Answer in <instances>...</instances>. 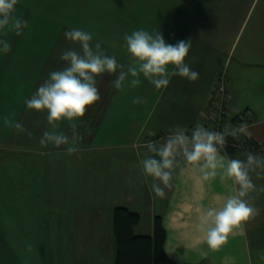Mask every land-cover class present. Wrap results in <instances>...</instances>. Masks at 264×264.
Instances as JSON below:
<instances>
[{"label": "crops", "instance_id": "1", "mask_svg": "<svg viewBox=\"0 0 264 264\" xmlns=\"http://www.w3.org/2000/svg\"><path fill=\"white\" fill-rule=\"evenodd\" d=\"M157 1L159 0H91L87 4L94 12L93 15L98 13L103 16L111 13L110 7H115L118 19L121 16L119 24L115 27H100V31L96 32L83 26L82 15L77 12L71 15L66 27L52 35L50 45L33 46L19 43L12 46L10 53L0 52V68L17 62L20 68H24L21 71V77L24 78H27L33 64L40 67V78L45 74L49 76L57 69L62 70L67 63L63 60L56 61L57 55L51 53L57 52L56 50L63 53L74 50L83 54L80 44L70 41L64 35L74 28L91 33L93 47L100 43L105 55L115 57L118 63L127 66L132 63L131 54L125 46L126 41L123 48L118 43L122 37L141 29L150 34L159 31L166 43L171 45H176L181 40L191 41L185 62L191 70L199 73L200 78L196 82H190L179 75L172 76L167 88L157 90L141 74L140 86L132 88V77L129 76L122 89L117 90L114 81L118 73H104L97 77L96 85L101 99L89 106L84 117L77 118V132L80 135L77 146L89 144L93 139L96 142H106V137L109 136L107 118L121 116V110L132 117L129 140L135 142L138 147H145L157 137H160L157 138L158 142L164 144L168 135L177 128L191 136L192 130L198 125L208 127V105L215 84L223 72L227 76L229 88V115L226 126L239 127L237 122H233V118L240 116L239 119L246 126L245 135L264 142V0H162L160 4H157ZM172 1L176 4L174 8ZM22 4L18 0L16 11L20 12ZM107 34L111 38H108ZM15 40L16 38L11 40L10 44L13 45ZM42 50L43 58L35 63V60L41 57ZM49 55V59L45 61ZM51 59L53 60L50 61ZM26 62L30 64L27 65ZM169 68L171 69V66ZM47 69L49 70L46 71ZM1 77L2 71L0 79ZM39 79L36 81V90L42 82H39ZM32 95L28 96V99ZM136 97L147 102L134 104L133 99ZM107 99H111L109 107L106 104ZM124 99L131 101L130 109L124 107L127 106ZM25 106L27 110V105ZM38 112L40 115L47 114V110ZM103 113L104 120L102 118L90 128L89 117ZM60 125L61 132L67 134L71 140L72 133L68 121L64 120ZM114 128L113 132L117 134L116 125ZM58 129L55 131L59 132ZM97 129V134H94ZM149 132L155 135L150 136ZM112 137L116 138L115 135ZM224 152L221 150V154ZM254 153L263 154L261 151ZM228 157L243 160L246 159V152ZM144 158L146 157H138V161L134 163L137 174L140 169L143 170L141 161ZM176 177V181H172L171 189L164 188L165 196L158 197L164 201L161 208L155 206L156 195L149 189V222L147 221L145 232L138 233L152 235L155 217L160 215L167 229L165 249L179 264H264V259L261 258L264 255V195L254 201V206L261 209L260 215L247 222L219 251H213L206 243L205 233L199 228L200 217L208 207L218 208L223 205L225 198L232 193V182L226 181L222 184L219 178L204 181L198 170L190 166L184 168L183 175L180 174V169H176ZM152 179L147 177L150 186ZM253 179L257 185L264 184V180H256L255 177ZM158 184L164 187L161 182ZM137 186L139 187L138 183ZM91 221L93 220L78 222V225H75L79 233L77 238L86 243L82 251L77 252L74 257V264H115L113 223L110 231L105 221H93L97 222L96 224ZM107 235L113 238L112 250L106 246ZM92 236L97 240L89 244L88 239Z\"/></svg>", "mask_w": 264, "mask_h": 264}, {"label": "rangeland", "instance_id": "2", "mask_svg": "<svg viewBox=\"0 0 264 264\" xmlns=\"http://www.w3.org/2000/svg\"><path fill=\"white\" fill-rule=\"evenodd\" d=\"M20 1L23 3L20 12L15 10L14 15L28 21L24 34L13 35L15 32L9 28L0 31V39L9 43L16 38L12 46L19 43L50 45L52 35L66 27L71 15L77 12L82 15L83 26L96 32L100 27H115L121 19V16L118 19L115 7H110L111 13L103 16L93 15L87 4L91 0ZM162 2L159 0L157 4ZM172 5L174 8L176 4L172 1ZM107 37L111 38L108 34ZM118 43L123 48L124 37ZM56 51L51 54L57 55L56 61L62 60L63 52ZM40 56L35 63L41 61L44 50ZM4 67L0 68V264H74V257L86 243L77 238L79 233L75 225L99 220L108 223V229L112 231V210L116 206L124 205L141 212L142 219L136 232H145L151 208L147 200L151 188L147 177L150 176L142 169L137 174L134 163L138 157L153 154L129 140L131 115L121 110V116L108 117L106 142L93 139L78 147L75 154L69 155L65 145L56 147L49 143L43 146L40 140L44 133L55 129L49 124L47 114L40 115L28 107L26 110L25 106V99L36 92L40 67L33 64L27 78L21 77L24 68L17 62ZM47 79L49 76L45 74L39 82L43 84ZM123 101L127 104L124 107L130 109L131 101ZM106 104L109 107L111 99H107ZM104 115L90 116L88 126L91 128L102 118L104 120ZM5 117L21 123L26 131L6 127ZM115 125L117 134L113 132ZM58 131L61 132V125ZM114 135L116 138L112 137ZM176 179L175 171L172 181ZM153 183L159 182L152 179ZM155 199V206L161 208L164 201L157 196ZM88 240L91 244L97 238L92 236ZM105 240L107 248L112 250L113 238L107 235Z\"/></svg>", "mask_w": 264, "mask_h": 264}, {"label": "clouds", "instance_id": "3", "mask_svg": "<svg viewBox=\"0 0 264 264\" xmlns=\"http://www.w3.org/2000/svg\"><path fill=\"white\" fill-rule=\"evenodd\" d=\"M17 3L18 0H0V31L9 28L16 36H22L28 21L14 15ZM64 35L70 41L78 42L83 54L74 50L65 51L61 59L67 66L51 72L49 79L41 84L30 99L25 100V104L29 109L47 110V120L53 129L59 128L60 122L68 121L71 140L63 132L52 131L44 133L40 144L47 146L50 143L56 147L65 145L69 155L79 151L77 118L84 117L89 106L101 99L96 86L97 77L104 73H118L114 81L117 90L122 89L129 76L132 77V88L140 86L141 74L157 90L167 88L172 76L179 75L190 82L200 78L199 73L191 70L185 62L191 41L181 40L171 45L166 43L159 31L150 34L143 29L131 35L126 34L125 46L131 54L132 63L125 66L118 63L115 57L105 55L100 43L93 47L91 33L74 28ZM11 51L12 45L0 39V52L7 54ZM146 102L140 97L133 99L134 104ZM4 124L18 132L26 131L21 123L7 117ZM241 134H246V126L243 124L237 128L226 126L222 132L209 131L198 125L192 130L191 136L177 128L162 145L157 141H149L145 147L153 155L141 161L144 173L163 184L164 187L158 183L151 185V190L161 198L165 196L164 188L173 187L171 181L176 169H180L183 175L184 168L189 166L198 170L204 181L219 178L222 184L232 182V193L225 198L223 205L218 208L208 207L200 217L199 228L205 233L206 243L213 251H219L230 237H234L238 230L261 213V209L254 206V201L264 195V184L257 185L253 178L264 180V154L245 149L246 159L243 160L229 158L225 152L221 154L227 144L226 138L231 136L239 141ZM148 135L155 133L149 132ZM28 250H32L31 245ZM261 258L264 259V255Z\"/></svg>", "mask_w": 264, "mask_h": 264}, {"label": "trees", "instance_id": "4", "mask_svg": "<svg viewBox=\"0 0 264 264\" xmlns=\"http://www.w3.org/2000/svg\"><path fill=\"white\" fill-rule=\"evenodd\" d=\"M239 117L233 118V122H237L238 126L242 124ZM208 130L211 131L210 129ZM157 138L153 141L158 142L159 139ZM226 140L227 144L224 151L230 156L245 153V149L250 152H256L264 147V142H260L245 134H241L239 141L231 136L227 137ZM140 220L141 214L128 206L121 205L113 208L115 264H179L168 255L165 249L167 229L163 217L160 215L155 217L152 235L136 232Z\"/></svg>", "mask_w": 264, "mask_h": 264}, {"label": "built area", "instance_id": "5", "mask_svg": "<svg viewBox=\"0 0 264 264\" xmlns=\"http://www.w3.org/2000/svg\"><path fill=\"white\" fill-rule=\"evenodd\" d=\"M229 98V88L227 76L224 72L219 76L207 109L208 129L211 131H223L226 126V119L229 115L227 106ZM162 141V140H161ZM264 154V147L260 149Z\"/></svg>", "mask_w": 264, "mask_h": 264}]
</instances>
